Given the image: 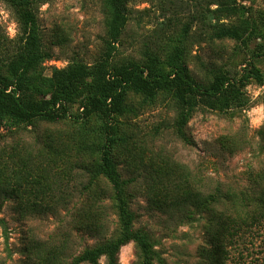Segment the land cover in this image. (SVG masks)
I'll list each match as a JSON object with an SVG mask.
<instances>
[{"label": "rangeland", "instance_id": "374dc122", "mask_svg": "<svg viewBox=\"0 0 264 264\" xmlns=\"http://www.w3.org/2000/svg\"><path fill=\"white\" fill-rule=\"evenodd\" d=\"M211 2L129 0L128 23L119 45L110 52V63L128 60L139 63L145 49L165 53L181 40L189 74L202 85L208 84L216 73L235 75L247 65V69L258 70L264 80V0H224L221 5H210ZM219 7H230V12L217 10ZM36 16L42 46L51 54L43 65L46 75L52 68L63 69L74 61L90 66L106 58L102 0H48L39 6ZM221 25L238 29L240 40L212 38L213 29ZM18 32L14 13L0 2V37L11 46L9 42ZM243 93L246 106L227 114L197 109L185 128L190 145L175 136L177 111L171 101L159 97L152 105L141 108L137 97L127 102L133 104L134 113L119 119V129L126 131L130 141L126 148H117L113 158L125 183L127 206L134 218L133 230L151 238L153 256L149 264H198L197 250L206 241V221L202 215L192 212L188 217L179 212H160L152 206L151 176L180 166L188 171L191 183L209 194L215 189L250 192L254 178L264 173V85L248 80ZM76 110L75 106L73 112ZM76 130L77 126L67 120L1 128L0 181L9 173L8 168L22 162L27 167L38 166L35 181L40 179L39 175L48 180L53 175L58 177L64 194H84L88 179L82 170L66 164L64 154ZM94 137L86 141L90 147ZM96 160L97 156L92 154L81 158L82 162L90 163L89 167ZM16 179L19 191L31 188L26 186L23 173ZM45 181L47 178L42 183ZM102 188L99 184L95 191ZM65 197L55 206V214L33 217L20 216L24 200L31 201L33 194L21 199L15 195L3 201L0 264H33L30 260L35 259L34 253L55 248L61 252V264H69L83 250L117 236L118 222L109 200L103 199L98 212L95 204L88 210L80 198L75 196L67 201ZM41 207L53 205L41 203ZM99 219L102 236L86 235L81 222L94 227ZM229 251L227 264H264V228L239 239ZM144 261L135 243L120 249L118 264ZM99 264H105V260L100 259Z\"/></svg>", "mask_w": 264, "mask_h": 264}, {"label": "trees", "instance_id": "16d2710c", "mask_svg": "<svg viewBox=\"0 0 264 264\" xmlns=\"http://www.w3.org/2000/svg\"><path fill=\"white\" fill-rule=\"evenodd\" d=\"M47 1L0 0L12 10L19 25L16 38L9 42L11 46L0 37V129L29 127L37 121H72L77 132L66 145V164L82 170L88 179L84 194L80 192L75 196L87 204L88 210L95 204L98 212L103 199L109 200L116 214L118 234L83 250L69 264H99L102 258L105 264H118L120 249L130 242L143 254V264H149L153 256L151 238L133 230L134 218L127 206L125 183L113 158L116 149L126 148L130 141L126 131L119 129V119L134 113L133 104L127 102L137 97L141 108L152 105L159 97L171 101L177 111L173 125L175 136L190 145L185 128L197 109L227 114L244 108L247 100L243 89L248 80L252 79L259 86L264 85V80L258 70L247 69V65L235 75L216 73L208 84L202 85L189 74L181 40L165 53L145 49L139 63L131 60L110 63V52L119 45L128 23L129 0H102L108 46L106 58L90 66L74 61L63 69L52 68L46 75L43 65L51 59V54L42 46L36 15L39 6ZM223 1L212 0L210 5H221ZM217 10L229 13L230 7ZM212 38L239 41L241 37L238 29L221 25L213 29ZM75 106L77 110L73 112ZM93 123L98 126H92ZM90 136H95L92 147L86 144ZM88 154L97 156L90 167V163L81 161ZM8 169L9 173L0 181V206L15 195L21 199L33 194L31 201L24 200L21 217L55 214V206L64 201L65 195L67 201L76 198L63 193L58 177L51 175L48 180L39 175L40 179L35 181L38 166L27 167L20 162ZM20 173L25 175L26 186L31 187L27 192L19 191L16 176ZM46 178L47 182L42 183ZM99 184L103 188L96 192ZM252 185L250 192L215 189L206 194L195 182L189 181L186 169L175 165L151 176L149 197L152 206L160 212H179L188 217L192 212L202 215L206 221V241L197 250L198 264H227L229 250L239 239L264 228V173L255 177ZM48 202L53 208L41 207V203ZM100 221L94 227L81 222V227L86 235L97 238L102 236ZM0 227H3L1 219ZM60 254L57 248L40 251L34 253L35 259L30 261L61 264Z\"/></svg>", "mask_w": 264, "mask_h": 264}]
</instances>
